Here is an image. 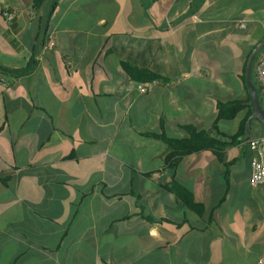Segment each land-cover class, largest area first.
<instances>
[{
	"label": "crops",
	"instance_id": "crops-1",
	"mask_svg": "<svg viewBox=\"0 0 264 264\" xmlns=\"http://www.w3.org/2000/svg\"><path fill=\"white\" fill-rule=\"evenodd\" d=\"M263 37L264 0H0V264H255L264 186L246 141L264 126L175 171L149 134L235 135L246 110L221 120L217 104L246 98ZM125 65L159 78L141 94Z\"/></svg>",
	"mask_w": 264,
	"mask_h": 264
},
{
	"label": "trees",
	"instance_id": "trees-1",
	"mask_svg": "<svg viewBox=\"0 0 264 264\" xmlns=\"http://www.w3.org/2000/svg\"><path fill=\"white\" fill-rule=\"evenodd\" d=\"M44 0H31L32 6L34 8H39ZM11 14L10 10L6 12L1 11V15L5 18V15ZM254 47V46H253ZM249 50L245 56L243 71L240 75L243 89L246 92V98L244 100H234L225 104H217L218 119L221 120H232L234 117L241 112L246 110V114L243 120L239 124L238 131L233 136H225L220 134L219 138L211 136L207 131H197L193 126L186 125L180 128L184 131L185 137L183 138H171L165 133L164 126L161 125V134L154 135L149 134V137L161 140L168 149V154L166 156V162L169 170L175 171L176 167L180 163L181 159L185 156L196 154L200 151L212 150L215 153L222 151L224 148L240 143L246 138L249 129L246 130V121L252 113L249 97L246 91L244 83V66L248 58L249 53L253 49ZM264 53V47L256 55L251 71V81L255 85L258 91V100L262 106V98L260 90L256 84L253 67L254 62L258 55ZM126 72L136 83L151 82L159 78L156 74L150 72L146 69H138L131 66L125 65ZM226 139V141L221 139ZM218 155V154H217ZM165 191L173 194L189 211L197 216H202L205 213L204 206L201 203L195 201L193 195L182 185L178 184L176 181H172L168 185L162 187Z\"/></svg>",
	"mask_w": 264,
	"mask_h": 264
},
{
	"label": "built area",
	"instance_id": "built-area-1",
	"mask_svg": "<svg viewBox=\"0 0 264 264\" xmlns=\"http://www.w3.org/2000/svg\"><path fill=\"white\" fill-rule=\"evenodd\" d=\"M5 17L8 19V21L12 20L11 14L5 15ZM235 28L240 31H245L247 29V24L244 21H240L235 24ZM253 73L256 84L260 90L262 103H264V53H261L257 56L254 62ZM152 83L153 82L151 81L137 84L135 89L137 92L144 94L150 90ZM246 144L249 150L252 152L249 166V185L251 187L264 186V136L260 138L249 139L246 141ZM255 264H264V250Z\"/></svg>",
	"mask_w": 264,
	"mask_h": 264
},
{
	"label": "water",
	"instance_id": "water-1",
	"mask_svg": "<svg viewBox=\"0 0 264 264\" xmlns=\"http://www.w3.org/2000/svg\"><path fill=\"white\" fill-rule=\"evenodd\" d=\"M264 47V37L255 44L253 49L248 55L244 66V83L246 91L249 97L252 113L246 121V130L249 129L250 124L253 120L260 122L264 126V111L262 110L259 100H258V91L255 85L251 81V71L253 61L258 54V52Z\"/></svg>",
	"mask_w": 264,
	"mask_h": 264
}]
</instances>
